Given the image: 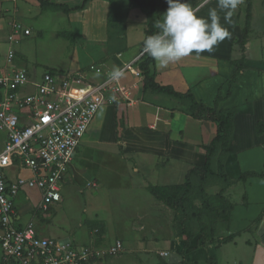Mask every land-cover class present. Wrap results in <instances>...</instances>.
Instances as JSON below:
<instances>
[{"label":"crops","instance_id":"0c3cea01","mask_svg":"<svg viewBox=\"0 0 264 264\" xmlns=\"http://www.w3.org/2000/svg\"><path fill=\"white\" fill-rule=\"evenodd\" d=\"M188 2L194 8H198L202 0ZM87 3L85 10L82 11L83 15L94 6L106 8L103 42L110 50L107 51L106 47L105 53L118 61L120 65L117 68L139 55L142 50L141 42L145 36L144 12L138 7L131 6L128 0H89ZM161 6L167 9L165 0L161 1ZM215 6V0H212V3L201 8L198 14L206 16L208 9ZM260 8L264 10V0ZM117 11H120L119 15H116ZM219 14L220 22L225 24L224 13ZM242 15L240 11L235 10L231 18L232 24H225L232 34L231 38L220 43L211 53L204 52L200 55L193 53L166 67H160L154 60L148 64L149 73L159 85L170 86L179 94L190 92L195 101L209 107L216 106L232 118L233 141L228 143L223 168L231 182L223 193L226 198L231 199L232 208L229 211L225 234L221 236L220 242L210 240V244L197 249L188 250L190 247L188 246L182 256L180 248L177 249V241L172 239L173 226L168 225V228H162L157 233L155 226L160 224L155 225L156 222L153 221V206L158 204V200L152 198L142 188L140 180L152 182L155 186L183 183L191 167L205 164L204 146L215 137L217 127L213 121L192 117L186 109L184 98L145 86L142 78L137 75L140 69L136 64L119 79L121 85L127 89V98L117 95L113 101V95H109L104 103H113L122 116L124 123L120 138L110 143L100 137L105 124L103 120L109 118L108 110L99 112L104 104L101 105L90 128L76 148L64 175L65 177L71 167L77 164L86 170L82 176L83 180L91 176L97 183H101V186L105 184L108 190L106 194L103 196H99L97 192L94 194L98 200L100 197L103 198L102 204L109 202V191L116 188L123 191V188L129 189L136 198H140L131 204L129 235L125 237L126 241L120 239L123 245L127 244V248H123L122 252L124 250L133 252L139 264H158L161 261L163 264H180L181 261L186 264H264V42L258 41L254 45L252 41L254 39L251 37V16ZM244 20L248 25L244 24ZM245 26L248 30L246 43L242 49L244 67L232 84L230 95H227L234 61L241 57L237 49ZM259 26L264 30V21L259 23ZM95 34L93 32L90 39ZM249 51L252 54L251 61L248 60ZM90 63L103 65L106 72H111L115 68L99 60ZM87 65L76 70H84ZM76 70L61 72L59 70L58 73ZM97 78L93 76L94 80ZM218 96L221 97L219 100ZM258 123L261 124L259 132L256 131ZM240 130L243 133L238 136L236 131ZM87 133L89 135L86 137ZM1 139L0 133V145ZM121 149L129 160L122 155ZM128 163L135 166L134 174H130ZM9 173L14 177L31 175L28 170L17 168L10 170ZM245 173L259 175L240 179ZM137 175H140V179ZM24 190L25 188L14 200L16 223L20 226L33 221L30 218L21 220L23 213L20 212L18 204L30 201ZM40 199L39 193L37 204ZM36 206L27 208L26 212L32 216L37 209ZM37 226L39 224L34 225L38 233ZM56 239L70 241L68 237ZM87 241L82 244L92 243L97 248L105 246L104 243H107L106 245L114 243V240L108 241L104 238L100 241L92 235ZM171 251L176 255L172 256ZM198 252H203V256H197ZM189 253L191 257H188ZM1 255L0 250V264H12L11 261H4ZM106 259L91 260L86 264H107ZM122 262L126 264V260Z\"/></svg>","mask_w":264,"mask_h":264},{"label":"rangeland","instance_id":"374dc122","mask_svg":"<svg viewBox=\"0 0 264 264\" xmlns=\"http://www.w3.org/2000/svg\"><path fill=\"white\" fill-rule=\"evenodd\" d=\"M47 1L55 2L52 0ZM81 1L57 0L55 3L64 4L72 8L80 6ZM161 1L159 0V18L160 14L166 10V8L164 9L161 6ZM262 1L243 0V3L237 7L240 14L245 15L247 13V17L251 16V22H249L252 28L251 37L254 39L252 40L254 45L258 41L264 42V30L259 26V23L264 21V10L260 8ZM155 2H158V0H155ZM247 3H250V7L247 6ZM86 6L66 12L59 6L41 5L38 0H0V55H5L9 48L12 49L15 54L13 65L25 67L33 73L34 78L39 77L46 70L54 69L57 72L59 70L60 72L76 70L97 60L103 64L105 63V65L108 63L109 66L117 68L120 65L117 63L118 61L116 62L114 57L107 56L105 53L107 44L103 42V39L106 29V8L104 6H94L92 10L83 15L82 11L85 10ZM119 14L120 11H117L116 15ZM260 16L262 17L261 19L259 18ZM144 17L146 20L145 14ZM241 21H243V18H241ZM244 24L248 25V22ZM26 28L30 29V34L23 35L22 30ZM91 32L96 34L90 39ZM108 50L110 49L108 48ZM237 50L242 57L241 47L238 46ZM248 57V60L251 61L252 54L250 51ZM236 61H239V58ZM107 110L109 118L103 120L105 124L103 125L104 127L101 126L103 131L100 137L112 143L120 138L119 134L122 133L124 122L113 103L104 104L99 112H106ZM260 127L261 125L258 123L256 125L257 132H259ZM246 132L247 130L245 129ZM242 133L243 131L241 130L236 131L238 136ZM88 135L87 133L86 137ZM232 135L233 131L229 140L231 143L233 141ZM121 153L126 160H129L128 156L122 152V149ZM224 157L226 158V156H220L219 163H222V168L217 170L215 168V174L213 173V176H209L208 179L211 182H207L206 185L205 183L196 182L193 188L189 190V196L192 198L190 200L191 205L193 204L200 210V215L198 216L201 223L196 219L197 216L192 209L188 210L189 218L184 222H180V217L176 216V212L164 200L157 199L150 192L149 187H154L155 184L146 182L144 179L140 180L142 188L152 198L158 200V204L153 206V221L154 223L156 222L155 225L160 224L155 226L157 233L162 228H168V225L173 226L174 237L172 239L175 242L177 241V249H181L185 246V243L190 245L188 250L205 247L210 244V240L220 242L221 236L225 234L228 211L230 205H232L231 199L226 198L224 193L225 202L222 201V197L214 196L219 190H217V186L219 188L222 186L221 175L224 172ZM134 167L133 164L128 163L130 174L135 173ZM85 173L86 170L77 164L72 166L63 179L61 200L49 205L47 211L36 209V213L33 212L32 216L31 213L28 214L26 211L27 208L33 205L36 206L40 191L36 188H25L24 192L29 195L30 201L29 203L18 204L20 212L23 213L21 220L33 219L34 225L39 224L36 229L41 236L52 238L68 237L71 242L76 244L88 242L87 240L91 238V235L100 241H103V238L108 241L114 240V242L120 239L126 241L125 237L129 235L130 229L131 204L135 199L139 200L140 198H136L129 189L123 188V191L116 188L109 191L108 203L110 205L108 206L107 202L102 204L104 202L103 198L100 197L98 200L94 194L97 192L99 196H103V194L108 192L107 187L105 184L101 186V183H97L96 179L91 176L87 180H83L82 176ZM137 176L140 179V175ZM106 184L109 185L110 183ZM167 194L166 192L165 195ZM187 203V201H184L185 205ZM104 244L105 246L100 248L105 249L110 246L109 243L108 245H106L107 243ZM123 248L126 249L127 244H124ZM122 250L118 254L105 255L103 256L104 258L100 259L107 258V264H124L122 261L125 260L126 264H139L133 252H126L125 250L122 252ZM174 254V251H171V255L174 256ZM202 254L203 252H198L196 255L201 256ZM188 257H191V253L188 254ZM11 263L14 264L13 262ZM158 264L163 263L161 261Z\"/></svg>","mask_w":264,"mask_h":264},{"label":"built area","instance_id":"2783aa9c","mask_svg":"<svg viewBox=\"0 0 264 264\" xmlns=\"http://www.w3.org/2000/svg\"><path fill=\"white\" fill-rule=\"evenodd\" d=\"M22 34H30V29ZM144 53L142 49L119 69L131 70ZM14 55L10 48L0 55L2 259L14 264H86L118 254L123 249L120 240L102 249L92 243L77 245L41 236L33 222L18 225L14 200L24 188H36L41 196L38 210L47 211L60 201L63 177L95 114L109 95L127 98V89L112 80L101 64L90 63L84 70L63 74L46 70L34 78L25 67L13 65ZM137 75L142 78L141 71ZM14 168L31 175L11 176Z\"/></svg>","mask_w":264,"mask_h":264},{"label":"trees","instance_id":"16d2710c","mask_svg":"<svg viewBox=\"0 0 264 264\" xmlns=\"http://www.w3.org/2000/svg\"><path fill=\"white\" fill-rule=\"evenodd\" d=\"M41 5H53V6H59L62 7L63 11H70L72 9H81L85 6V4L89 0H82L80 6H74L72 8L68 7L64 4H56L49 2L47 0H38ZM130 2V5L133 7L140 8L144 14L146 15L145 20V36L151 35L155 33L156 28L154 27V22L158 19L159 16V9L160 4L159 0L158 2H155V0H128ZM247 6L250 7V3H247ZM247 16V13H246ZM247 27L245 26L242 29V35H241V42L239 46L241 47V51H243V46L246 43V34H247ZM144 40V39H143ZM141 49H143V41L141 42ZM152 58L148 56L146 53L140 58L138 63L136 65L140 69L142 73V81L143 84L147 87H150L153 90L166 93L171 96L175 97H181L184 98L186 101V109L188 113L196 118V119H203V120H210L213 121L216 124L217 132L215 137L212 139V141L204 146L205 151V164L203 166H194L191 167L188 172L186 173V177L183 183L177 184V185H168V186H154L149 187L150 192L159 200H164V202L172 208L176 212V216L178 218L180 217V222H184L186 219L189 218L188 210L192 209L193 213L197 216V220L199 223H201V220L198 215H200V210L196 208L193 204L191 205L190 200L192 199L191 196H189V190L193 188L194 184L196 182L202 183L206 185L207 182H211L209 180V176H211L213 173L215 174V168L216 170L219 168H222L220 162V156H226L227 155V149H228V143L230 140V135L232 132L233 124H232V118L229 114L224 113L222 110L218 109L216 106L209 107L206 106L200 102L195 101L193 95L188 92L186 94H179L175 92L170 86H164L159 85L153 80V76L149 73V67L148 64L152 62ZM244 57H240L239 61H234V69L231 73L229 82H228V91L227 95H230L231 93V87L232 84L236 81V77L244 67ZM51 72L54 70H50ZM221 97L218 96L217 100H219ZM260 124V123H259ZM261 125V124H260ZM260 131V130H259ZM225 158V157H224ZM216 166V167H215ZM224 170V169H223ZM259 174L256 173H245L240 176V179H245L249 176H256ZM213 176V175H212ZM222 177V186H220L217 194H214V196L222 197V201L224 200L223 192L225 188L231 183L226 174L223 172L221 175ZM204 185V187H205ZM203 187V190H204ZM201 188V187H200ZM202 189V188H201ZM166 192L168 193L167 195ZM210 197V196H207ZM184 201H187L188 203L185 205ZM232 208V205L229 207V211ZM229 211L227 216V223L229 220ZM201 225V224H200ZM190 246L189 244L185 243V246H183L180 249V254L184 256V252L186 251V247ZM180 264H186L184 261H181Z\"/></svg>","mask_w":264,"mask_h":264},{"label":"clouds","instance_id":"9594fccd","mask_svg":"<svg viewBox=\"0 0 264 264\" xmlns=\"http://www.w3.org/2000/svg\"><path fill=\"white\" fill-rule=\"evenodd\" d=\"M167 9L154 22L157 31L143 40V51L160 67H166L193 53H211L216 46L231 38L225 24H232V16L243 0H215L216 6L208 9L206 16L199 15L200 9L212 0H202L200 7L194 8L188 0H165ZM219 10V11H218ZM220 12H223L222 24ZM123 71L113 68L112 80H119ZM113 96L112 100L115 101Z\"/></svg>","mask_w":264,"mask_h":264}]
</instances>
